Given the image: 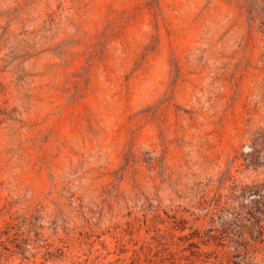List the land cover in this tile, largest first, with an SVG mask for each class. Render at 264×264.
I'll list each match as a JSON object with an SVG mask.
<instances>
[{"label":"rangeland","instance_id":"obj_1","mask_svg":"<svg viewBox=\"0 0 264 264\" xmlns=\"http://www.w3.org/2000/svg\"><path fill=\"white\" fill-rule=\"evenodd\" d=\"M263 185L264 0H0V264H264Z\"/></svg>","mask_w":264,"mask_h":264},{"label":"trees","instance_id":"obj_2","mask_svg":"<svg viewBox=\"0 0 264 264\" xmlns=\"http://www.w3.org/2000/svg\"><path fill=\"white\" fill-rule=\"evenodd\" d=\"M251 191L254 193V194H257L260 198H262V200H264V194H263V191H264V185L263 187H260V186H253L251 188ZM261 204H262V201H261ZM229 222L226 221V223L223 224V226H226L228 225ZM252 235V234H251ZM259 238L262 239V241L264 240V233L259 231Z\"/></svg>","mask_w":264,"mask_h":264}]
</instances>
